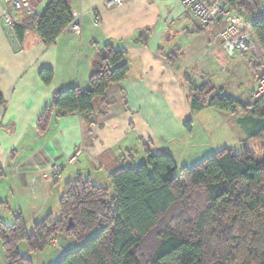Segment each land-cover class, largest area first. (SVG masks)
<instances>
[{
    "label": "crops",
    "instance_id": "crops-1",
    "mask_svg": "<svg viewBox=\"0 0 264 264\" xmlns=\"http://www.w3.org/2000/svg\"><path fill=\"white\" fill-rule=\"evenodd\" d=\"M49 1L31 0L36 14ZM111 1L69 0L72 14H79L82 33L65 31L47 46L34 30L21 35L15 27L8 34L2 23L6 7L0 0V90L6 101L0 107V222L7 226L18 216L13 203L38 195L61 198L66 184L79 175L112 189V173L123 166H140L147 150L170 154L175 160L174 142L193 138L194 127L189 132L185 124L204 112L191 109L186 75L195 86L210 83L224 95L231 87L222 77V64L231 60L219 38L224 23L201 26L181 0H128L108 9ZM26 19L22 16L17 27H23ZM245 22L242 31L251 33L250 21ZM145 31L151 36L146 44L139 43ZM106 44L126 53L127 79L107 90L105 102H96L92 124L79 114L59 117L55 111L49 129L41 134L38 121L56 93L89 89L93 64ZM45 70L53 72L50 84L41 79ZM258 79L245 92L238 89L239 101L253 102L244 100L248 95L253 100ZM230 116L236 121L229 127L247 130L238 124L242 115ZM245 136L238 141L246 142L249 135ZM80 149L77 163L70 164ZM57 166L63 172L54 180L51 172Z\"/></svg>",
    "mask_w": 264,
    "mask_h": 264
},
{
    "label": "trees",
    "instance_id": "trees-1",
    "mask_svg": "<svg viewBox=\"0 0 264 264\" xmlns=\"http://www.w3.org/2000/svg\"><path fill=\"white\" fill-rule=\"evenodd\" d=\"M225 1L250 21L251 34L264 50V0ZM26 18L16 30L21 35L34 30L45 45L53 46L73 14L69 0H50L41 14ZM150 36L145 31L139 43L146 44ZM128 74L126 53L106 44L93 64L89 89L56 93L38 121V131L47 132L55 111L59 117L79 114L92 124L96 102H105L107 90ZM41 79L50 84L53 72L43 71ZM185 81L191 87L193 112L218 109L242 115L238 124L254 127L248 141L261 142L263 148H245L241 155L224 149L180 170L170 154L147 150L140 166L112 173V189L79 175L65 186L61 218L49 216L31 232L21 215L11 226L0 222L7 264H33L22 256L19 244L26 242L29 253H39L59 235L74 237L81 247L58 264H264V97L257 100L254 95L253 103L246 104L210 83L195 86L188 75ZM5 105L0 90V107ZM192 124H185L187 131ZM71 220L74 225L68 230Z\"/></svg>",
    "mask_w": 264,
    "mask_h": 264
},
{
    "label": "rangeland",
    "instance_id": "rangeland-1",
    "mask_svg": "<svg viewBox=\"0 0 264 264\" xmlns=\"http://www.w3.org/2000/svg\"><path fill=\"white\" fill-rule=\"evenodd\" d=\"M227 61L226 65L222 62V69L225 70V75L222 74V77L227 80L231 87L225 90V94L234 99L237 98L236 100H242L240 94L242 91L238 89L243 88L242 90L245 92L247 86H255L256 79H260L264 69H258L259 65L248 57ZM261 65H264V63ZM249 98L248 95L247 101L244 100V102L253 101ZM220 113L221 111L218 109H206L197 116L192 124V127H194L193 138H177L178 142H174L172 150L179 170L184 167H195L224 149H231L235 154L241 155L244 153L245 148L255 151L263 148L261 142L247 140L241 143L237 139V137L243 135H246L247 139V136L253 132L254 127L250 125L247 130L243 127V130L241 128L236 132L235 129L229 127L236 121L235 118L230 116L231 113L226 116L227 118ZM60 200L61 198L58 195L31 196L24 203H13V210L18 207V215L23 217L28 231L31 232L36 223L43 222L49 216L55 219L61 218ZM55 241L56 244L51 243L45 251L34 254L29 253L26 242H21L19 251L23 257L29 258L33 264H58L66 254L78 251L81 247V244L74 237L67 235H59ZM0 264H7L6 253L1 240Z\"/></svg>",
    "mask_w": 264,
    "mask_h": 264
},
{
    "label": "built area",
    "instance_id": "built-area-1",
    "mask_svg": "<svg viewBox=\"0 0 264 264\" xmlns=\"http://www.w3.org/2000/svg\"><path fill=\"white\" fill-rule=\"evenodd\" d=\"M6 9L3 13L2 23L8 34H13L15 27L19 24L20 18L33 17L36 15L35 8L31 0H2ZM128 0H113L107 4L108 9L120 6ZM183 7L193 16V18L203 27H208L214 23H224V29L219 38L222 49L230 59L248 57L257 64L264 63V50L260 43L251 33L243 32L242 24L245 19L237 11L232 9L225 0H181ZM260 12L264 14V4ZM98 23V20L96 21ZM249 28H251L249 26ZM68 32L80 35L82 33L79 25V14H73V21L67 28ZM264 97V74L259 79V84L255 92V98L260 100ZM83 150L76 152L75 157L69 162L76 164ZM63 167L57 166L51 172V178L57 180L61 177ZM56 241L53 242V244Z\"/></svg>",
    "mask_w": 264,
    "mask_h": 264
},
{
    "label": "water",
    "instance_id": "water-1",
    "mask_svg": "<svg viewBox=\"0 0 264 264\" xmlns=\"http://www.w3.org/2000/svg\"><path fill=\"white\" fill-rule=\"evenodd\" d=\"M73 222H72V220L70 221V223H69V227H68V230H70L72 227H73Z\"/></svg>",
    "mask_w": 264,
    "mask_h": 264
}]
</instances>
